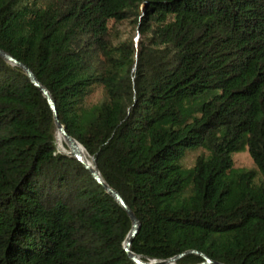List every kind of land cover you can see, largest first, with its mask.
<instances>
[{
  "label": "trees",
  "instance_id": "obj_1",
  "mask_svg": "<svg viewBox=\"0 0 264 264\" xmlns=\"http://www.w3.org/2000/svg\"><path fill=\"white\" fill-rule=\"evenodd\" d=\"M0 50L143 263L264 264V0H0ZM57 133L0 56V264H135Z\"/></svg>",
  "mask_w": 264,
  "mask_h": 264
},
{
  "label": "water",
  "instance_id": "obj_2",
  "mask_svg": "<svg viewBox=\"0 0 264 264\" xmlns=\"http://www.w3.org/2000/svg\"><path fill=\"white\" fill-rule=\"evenodd\" d=\"M0 56L7 61L8 63H10L13 66H17L19 68H21L25 74L27 75V77L29 78L30 82L36 87L38 88V90L43 94V96L45 97L51 111L53 112L54 115V121H55V125L57 127V132L61 133L64 138L65 141L67 143L66 146H68L70 152L69 153H64L67 157L71 158V159H75L78 162H80L84 168L86 170H88L91 175L93 176V178L95 179V181L101 185L104 190L126 211L127 215L129 216L131 223H132V229L124 243V250L127 253V256L129 257V259L131 261H133L135 264H145L140 260V257L133 254L130 250L131 244L133 242V239L135 238V236L137 235L139 228H140V224L137 220V218L135 217V215L129 210V208L127 207V205L125 204L124 200L122 199V197L116 192L114 191L112 188H110L107 184H105V182L103 181L97 167L95 165H93V162L90 163H86L85 161H83L82 157L80 156V154L77 152V145L81 146L75 139H73L72 137H70L64 127L59 123L58 121V117H57V110H56V106H55V102L52 99L50 93L46 90V88H44L39 81L36 79V77L34 76L33 72L27 68L26 66H24L21 63H18L14 58H12L10 55H8L7 53L3 52L2 50H0ZM82 147V146H81ZM83 148V147H82ZM189 254H197L199 256H201L204 260L205 263L203 264H219L216 262H212L208 257H206L205 255L195 252V251H190V252H186L184 254H181L177 257H174L172 259L166 260V261H161V262H157L154 260H150V263L148 264H176V262L183 258L186 255Z\"/></svg>",
  "mask_w": 264,
  "mask_h": 264
},
{
  "label": "rangeland",
  "instance_id": "obj_3",
  "mask_svg": "<svg viewBox=\"0 0 264 264\" xmlns=\"http://www.w3.org/2000/svg\"><path fill=\"white\" fill-rule=\"evenodd\" d=\"M119 30L121 32V37H122V40L124 41H133L136 39V36L139 34L138 32V29L133 25V24H130V23H126V24H123L121 26H119ZM141 38H139V41L138 44L140 45L141 43ZM98 93L95 95V98L98 97ZM59 148V151L64 153L65 151H62ZM66 149L67 151L69 150L68 146H66ZM202 152V149L199 148L197 151H194L192 152L188 158L184 161V165L186 167H190L193 163H194V160L196 159V157L201 154ZM233 160H234V168L237 169V170H252L254 169V164L249 156V153L247 152L246 149H243L241 150L240 152L238 153H235L233 155Z\"/></svg>",
  "mask_w": 264,
  "mask_h": 264
},
{
  "label": "bare ground",
  "instance_id": "obj_4",
  "mask_svg": "<svg viewBox=\"0 0 264 264\" xmlns=\"http://www.w3.org/2000/svg\"><path fill=\"white\" fill-rule=\"evenodd\" d=\"M57 143H58V147H60V149L62 151H65L64 153H69L70 152V150L67 151V149H66L67 143L65 141L64 136L61 133H57ZM77 152L80 154V156L82 157L83 161H85L86 163H90L91 164V162L88 160V158L86 156V153H85L84 149L81 146L77 145Z\"/></svg>",
  "mask_w": 264,
  "mask_h": 264
}]
</instances>
